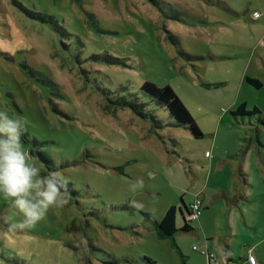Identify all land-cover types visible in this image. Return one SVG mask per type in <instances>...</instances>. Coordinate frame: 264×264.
Masks as SVG:
<instances>
[{
    "label": "rangeland",
    "instance_id": "obj_1",
    "mask_svg": "<svg viewBox=\"0 0 264 264\" xmlns=\"http://www.w3.org/2000/svg\"><path fill=\"white\" fill-rule=\"evenodd\" d=\"M105 54L120 63L90 59ZM146 82L172 87L204 137L176 126L143 94ZM122 97L146 107L123 108L114 102ZM242 104L249 113L233 115ZM0 106L26 120L25 146L44 173L55 166L67 178L69 201L49 211L22 254L0 248V264H185L189 255L203 263L189 233L160 239L143 214L161 220L178 206L184 225L180 209L200 193L205 151L236 161L252 152L256 170L241 177L251 192L235 198L251 201L252 226L264 234V0H0ZM138 178L144 188L133 191ZM12 214L0 199V231Z\"/></svg>",
    "mask_w": 264,
    "mask_h": 264
},
{
    "label": "clouds",
    "instance_id": "obj_2",
    "mask_svg": "<svg viewBox=\"0 0 264 264\" xmlns=\"http://www.w3.org/2000/svg\"><path fill=\"white\" fill-rule=\"evenodd\" d=\"M26 120L0 106V199L8 202L13 214L5 218L0 231V248L22 254L31 232L46 219L50 210L68 204L67 178L54 166L46 173L25 146ZM144 188L143 178L131 185ZM132 207L143 205L132 201Z\"/></svg>",
    "mask_w": 264,
    "mask_h": 264
},
{
    "label": "crops",
    "instance_id": "obj_3",
    "mask_svg": "<svg viewBox=\"0 0 264 264\" xmlns=\"http://www.w3.org/2000/svg\"><path fill=\"white\" fill-rule=\"evenodd\" d=\"M204 153L207 160L204 166L206 174L200 193L194 196L191 203L185 202L186 213L181 208V212L187 215V210L195 199L197 197L202 199L203 195V206L208 207L207 211L210 209L192 224L194 230L188 235L192 237L193 242L201 246V248L193 246V251L204 256L201 264H208L207 252L215 256L219 264H248L247 259L250 253L258 255H255L257 264H264V234L252 226L256 214L252 213L253 209H249L251 201L235 198L240 193L249 194L251 192L249 190L251 189L250 185L246 183H244V189L241 190V177L247 176L250 179L252 169L256 170L252 152L248 151L241 161L231 160L230 157L225 158V153H218L217 155L214 153L213 155L209 151ZM252 188L255 192L256 189ZM208 197L209 200H206ZM214 208H219L222 213L221 228L225 232L221 231L220 233V226L216 224L218 216L214 214ZM177 226L180 227L178 216ZM211 226L213 227L212 232L209 230ZM239 239L243 242H240ZM246 243H251L252 246L249 247ZM195 247L196 250H194ZM235 252L238 253L237 260H234L233 254ZM185 258L186 264H198L193 260V256L189 255Z\"/></svg>",
    "mask_w": 264,
    "mask_h": 264
},
{
    "label": "trees",
    "instance_id": "obj_4",
    "mask_svg": "<svg viewBox=\"0 0 264 264\" xmlns=\"http://www.w3.org/2000/svg\"><path fill=\"white\" fill-rule=\"evenodd\" d=\"M15 4L19 6V8L25 12L28 16L32 17L35 20H39L42 23H50V24H55L57 21L50 15H47L45 13H40L36 11H29L26 9H23L21 7V3L16 2ZM58 29L62 30V35L64 36H69L70 34L67 32L66 29L63 27L59 26ZM90 59H94L96 61H101V62H106L111 65H118L120 63V60L118 58L109 56L108 54L105 55H96L93 56ZM25 68H28L30 72L37 77V79L44 85L49 88H51V92L60 95L59 89L57 88V85L47 76H45L44 73L33 70L29 68L27 65L24 66ZM247 82L256 88H261L263 84L257 80V79H251L248 78ZM100 92H102V95L105 97V102L109 103V90L108 89H98ZM141 91L143 94L150 96L153 100L157 101L159 104L163 105L166 107L170 115L174 118L176 122V126L178 127H184L185 129H188L191 134L197 138V139H202L204 137V133L202 132L201 128L197 124L196 120L194 119L193 115L191 112L188 110L186 105L182 102V100L179 98L175 90L170 87H158L156 84L151 83V82H146L142 85ZM117 105L123 107V108H132L134 110H137V108H145V104H137L136 101L131 100V98H118L114 100ZM135 103L137 104L135 106ZM106 110L109 111V105L106 107ZM258 112V109H255L252 111V113ZM249 111L247 110L246 104H242L239 106V108L233 112V115H245L248 114ZM141 115V113H140ZM142 116H146L145 114H142ZM157 124H161V121H156ZM160 128H162L161 125H159ZM178 207L177 206H172L169 208L167 211L166 215L161 219V220H156L155 217L152 214H143L145 217V220L148 223H151L153 225V228L155 229V232L157 236L160 239H175V236H177L178 233H190L194 230L192 224L194 221L189 220L188 218L186 219L184 216V225L180 228L177 226V216H178ZM181 211V209H180ZM192 213V208L187 210V216L190 217ZM183 262L186 264V259L183 257ZM147 261L150 264H157L156 262L147 259Z\"/></svg>",
    "mask_w": 264,
    "mask_h": 264
},
{
    "label": "built area",
    "instance_id": "obj_5",
    "mask_svg": "<svg viewBox=\"0 0 264 264\" xmlns=\"http://www.w3.org/2000/svg\"><path fill=\"white\" fill-rule=\"evenodd\" d=\"M192 208V213L190 215V217H188L189 220L192 221H198L201 216L203 215V201L200 197H197L194 201V203L191 205ZM197 248L195 247L194 250H196ZM207 258H208V264H219L218 259L213 256L210 255L208 252L206 253ZM248 264H257V259L256 256L253 253H250L248 255V259H247Z\"/></svg>",
    "mask_w": 264,
    "mask_h": 264
},
{
    "label": "water",
    "instance_id": "obj_6",
    "mask_svg": "<svg viewBox=\"0 0 264 264\" xmlns=\"http://www.w3.org/2000/svg\"><path fill=\"white\" fill-rule=\"evenodd\" d=\"M182 211V210H181ZM185 213H186V211H185ZM183 214L182 212H181V214H183L184 215V217L187 219L188 218V216L186 215V214Z\"/></svg>",
    "mask_w": 264,
    "mask_h": 264
}]
</instances>
